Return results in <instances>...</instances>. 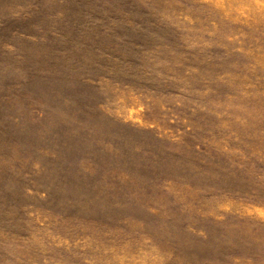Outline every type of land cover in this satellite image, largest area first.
<instances>
[{"label": "rangeland", "instance_id": "374dc122", "mask_svg": "<svg viewBox=\"0 0 264 264\" xmlns=\"http://www.w3.org/2000/svg\"><path fill=\"white\" fill-rule=\"evenodd\" d=\"M0 264H264V0H0Z\"/></svg>", "mask_w": 264, "mask_h": 264}]
</instances>
